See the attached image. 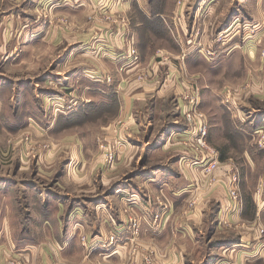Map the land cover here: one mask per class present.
Wrapping results in <instances>:
<instances>
[{"label":"rangeland","instance_id":"1","mask_svg":"<svg viewBox=\"0 0 264 264\" xmlns=\"http://www.w3.org/2000/svg\"><path fill=\"white\" fill-rule=\"evenodd\" d=\"M249 2L0 0V211L14 205L20 239L50 264L115 248L112 264H264V27L245 23ZM121 80L181 91L135 126ZM173 181L188 183L178 203L155 189Z\"/></svg>","mask_w":264,"mask_h":264},{"label":"crops","instance_id":"2","mask_svg":"<svg viewBox=\"0 0 264 264\" xmlns=\"http://www.w3.org/2000/svg\"><path fill=\"white\" fill-rule=\"evenodd\" d=\"M250 5L252 8V13H247L249 18H245V23L253 24V22L263 25L264 27V0H250ZM149 62V61H148ZM154 76H157L159 73V66H151ZM134 70H129L128 74L133 73ZM175 84V82H172ZM170 83H163L162 87L159 88L154 84H142L136 81L128 82L127 80H121L118 85L117 94L121 101L119 117L125 115V118H128V122L132 123V120H136V125H141L149 105V101L153 97H157L162 100H165V97L169 96L171 91L179 93L181 91L178 84L173 85ZM157 94V96H155ZM163 98H160L162 97ZM157 115L162 112V103H159ZM137 118L140 119L137 123ZM132 127V130L135 131L136 127ZM155 189L163 190L171 195L172 199L175 202H180L182 199V194L187 191L188 183L173 181L170 183V187H163L162 185L156 184ZM161 186V187H160ZM174 187V188H173ZM173 188V189H172ZM170 190V192H167ZM133 195V194H132ZM11 206L6 205V209L2 213L0 211V264H8L9 259L16 261V264H50L46 257L47 255L43 253L41 248H38V245H33L27 239H20V229L19 221L20 217L17 214L16 210ZM120 229V228H119ZM164 245V244H163ZM175 245H173V249ZM121 252L119 248L112 249L111 251H98L94 255H84L79 253L78 258L79 264H93L95 259H99L102 256V253H106L108 257V262L112 264L115 261L117 253ZM173 254L169 253V258ZM9 256V257H7ZM68 259L72 260L69 256H66ZM64 257V258H65ZM49 258V257H48ZM178 262V259H177ZM176 263V261H174ZM179 264V263H176Z\"/></svg>","mask_w":264,"mask_h":264},{"label":"built area","instance_id":"3","mask_svg":"<svg viewBox=\"0 0 264 264\" xmlns=\"http://www.w3.org/2000/svg\"><path fill=\"white\" fill-rule=\"evenodd\" d=\"M183 115L186 118L187 122L190 125H193V130H194L193 136L195 137V142L197 143L196 149L207 148V144H206L207 126L205 123L204 115L200 111L193 108V106L187 108L184 111ZM235 189H237V177L233 175L229 188V192L233 197H235L237 194V191H235Z\"/></svg>","mask_w":264,"mask_h":264}]
</instances>
